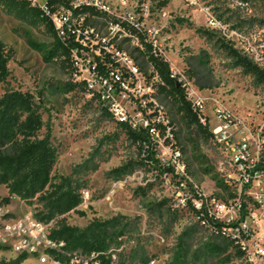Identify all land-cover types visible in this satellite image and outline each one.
Wrapping results in <instances>:
<instances>
[{
  "label": "rangeland",
  "instance_id": "1",
  "mask_svg": "<svg viewBox=\"0 0 264 264\" xmlns=\"http://www.w3.org/2000/svg\"><path fill=\"white\" fill-rule=\"evenodd\" d=\"M106 1L110 18L141 20L140 27L146 31L147 40L156 46L177 75V82L181 79L188 93L200 85L206 86L198 88V94L207 100L205 114L209 125L215 123V110L227 112L234 125L231 128L234 138L248 139L252 152L257 153L255 140L264 132V86L244 74L240 67H234L220 46V41H227L219 31L206 27L204 13L206 8L212 11L228 31L242 29L249 33L255 29L264 31V11L255 9L253 1L249 10L241 9L233 0ZM165 1L166 5L162 6ZM43 2L38 0L39 4ZM93 22L104 40L113 36L104 20ZM204 31L208 34L204 35ZM0 39L12 53L7 65L9 75L0 83V96L20 90L32 93L38 101V92H42L45 105L40 112L46 126L40 136L48 126L51 144L57 152L52 176L74 178L83 187L82 202L76 212L62 216L67 224L83 229L94 219L123 218L128 227L116 247L120 259L133 264L142 258L153 259L150 264H168L178 254L182 255V264H246L229 245L222 253L212 249L216 244L222 246V240L201 224L190 197L193 193L190 187H196L206 196L227 203L228 208L219 216L224 220L233 218L231 206L237 190L229 176L235 168L222 158L210 139L205 140L193 128H185L169 99L158 95L155 103L173 121L176 146L189 177L187 184L167 172H159L158 166L163 169L160 164L169 156L167 147L160 145L156 166L146 164L115 178L112 170L129 161L139 162L142 155L117 125L119 122L106 114L104 104L89 93L86 84L92 76L87 67L92 55L84 54L78 76L71 74L70 62L59 57L49 60L54 40L44 25H28L1 7ZM124 47L127 49L128 45ZM127 50L134 53L138 64L148 73L150 66L146 59L132 47ZM121 63L124 64L122 60ZM137 78L135 84L125 89L126 97L116 94L115 101L125 116L141 125L149 116L148 94L152 91L140 75ZM259 158L264 160V154ZM249 193L254 194L255 190L250 188ZM12 205V210L20 216L34 214L39 209L35 200L28 206L15 199ZM256 233L263 241L264 227L252 228L253 237ZM14 257L15 253L10 251L0 253L1 259ZM23 264L37 263L29 258Z\"/></svg>",
  "mask_w": 264,
  "mask_h": 264
},
{
  "label": "built area",
  "instance_id": "2",
  "mask_svg": "<svg viewBox=\"0 0 264 264\" xmlns=\"http://www.w3.org/2000/svg\"><path fill=\"white\" fill-rule=\"evenodd\" d=\"M29 1L33 6H39L43 10L44 14L51 20L56 36L61 41L70 39L79 45L77 49L73 48L70 54V63L74 68L72 74L79 75V71L83 67L81 62L82 60L85 61L84 54L89 52L92 55V62L88 63L87 67V72L92 76L91 81L86 84L87 89L92 96L104 104L105 108L103 109H107L106 111L116 122L127 123L133 129H143L148 133L150 143L144 142L142 144V157L145 156L148 149L152 148L156 158L158 146L167 147L166 152L169 153V156L167 160H162L161 167L170 169L167 174L172 175L181 183L187 184L189 177L185 163L181 159L180 149L176 146V139L166 112L162 110L159 104L155 103L156 98L152 96L154 90L151 83H147L142 74L137 71L133 59L126 51H119L112 44L110 46L105 45L110 40H114V43L117 44L124 38H130L132 45L139 46L137 39L133 38L122 27L121 23L124 22L146 33L140 27L141 20L134 22L131 18H110L108 16V1L106 0H58L59 3L51 6H46V3L54 0H44L42 4H39L38 0ZM233 1L238 7L245 10H249L250 2L253 1L255 9L264 11V0ZM83 8H92L106 15L105 18L99 19L104 20L109 25L113 35L110 39L104 40L93 22L90 21L85 24L88 13H83ZM204 14L207 28L219 31L228 44L264 71V31L262 29H255L249 33L242 29L228 31L224 22L214 16L208 8ZM153 47L156 48L155 45ZM101 49L110 53L118 65L107 76L99 75L95 71L94 56H101ZM121 60L124 64L121 63ZM120 70H125L132 76L124 80ZM137 75H140V79L148 84L152 91L148 94L150 99L148 102L149 116L141 125L133 123L129 117L125 116L115 101L116 94H122V98L126 97L125 89L137 82ZM178 83H182V80L179 79ZM182 86L185 88L183 83ZM198 92V88L195 91H189V93L186 91L187 99L198 113L199 122L208 127L211 133V141L218 148L222 158L227 160L230 167L235 168L234 175H230L229 178L235 184L237 194L233 199V206H231L233 218L224 220L219 215L228 208L227 203L218 198L210 197V195L206 196L196 187H190L193 192L190 197L194 209L197 211L201 224L208 227L213 236L232 242L243 252L242 258L246 264H264V240L262 241V237L258 236L257 233L255 237L252 234V228L257 225L264 227V169L262 168L264 160L259 158V155L264 154V132L259 140H255L257 153H253L252 144L248 139L234 138L231 131L234 125H231L230 116L227 112L221 109L215 110L213 113L215 123L209 125L210 120L205 114L207 100ZM250 188L255 190L254 194L249 193ZM248 193L251 197L248 196ZM242 202L245 203L243 209ZM52 225V221L43 223L35 220L32 214L14 217L0 209V245L8 247L10 252L15 253V256L27 254L28 259L34 260L37 264H100L97 253L83 254L79 251L64 250V242L56 241L50 237ZM262 236L264 237V234ZM113 251H119V249L115 248L108 251L111 256V264H116V256ZM153 261L152 259L147 264Z\"/></svg>",
  "mask_w": 264,
  "mask_h": 264
},
{
  "label": "trees",
  "instance_id": "3",
  "mask_svg": "<svg viewBox=\"0 0 264 264\" xmlns=\"http://www.w3.org/2000/svg\"><path fill=\"white\" fill-rule=\"evenodd\" d=\"M56 3L59 1H48L46 6ZM161 5L165 6L166 1ZM0 7L28 25H44L54 40V49L49 52V60L59 57L63 58L64 62H70L71 50L77 49L79 45L70 39L61 41L56 36L51 20L39 6H33L29 0H0ZM82 12L88 13L85 24L106 17L105 14L92 8H83ZM121 25L133 38L137 39L139 46H133L130 38H124L117 44L114 43V40H110L105 45L112 44L117 50L126 51L133 59L137 71L142 74L147 83H151L154 90L152 96L158 99V95H163L169 99L175 114L178 115L185 128H193L205 140H211L208 127L199 122L198 113L187 99L182 83L177 82V75L173 74L168 62L162 58L157 48H154L152 43L147 40V34L124 22ZM199 31L197 30V32ZM203 34L206 35L208 32L204 31ZM220 42V46L233 61L234 67H240L244 74L253 77L258 84L264 86V71L230 44ZM126 44L128 45L127 49L132 47L135 53L146 59L150 66L148 73H145L138 64L134 53L124 47ZM101 52V56H94L95 71L99 75L107 76L118 65L110 53L103 49ZM11 54V50L6 49L0 39V83L4 82L9 75L7 65ZM68 66L72 74L74 68L71 63ZM120 73L124 80L132 76L125 70H120ZM205 87L204 85L198 86L199 89ZM44 103L42 92H38V101L35 100L32 93L20 90H11L0 96V186H4L8 193L6 197L0 199V206L10 204L11 197H16L28 206H31L35 200L39 209L32 214L33 218L43 223L52 221L50 237L56 241L64 242V250L79 251L83 254L97 253L100 264H111V256L108 251L118 248L116 246L120 243L121 237L126 234L128 224L124 223L123 218L119 216L103 221L94 219L83 229L70 226L65 222L62 216L71 211L76 212V208L80 205L83 187L74 178L65 176L53 178L52 176L57 152L51 144V133L48 126L45 134L40 136V131L46 126L40 112L44 108ZM166 115L176 139L173 121L168 114ZM117 125L126 133L127 139L138 146L140 152H142L144 142L150 143L145 130L133 129L127 123H118ZM161 132L163 133V130ZM146 164L153 166L158 164L152 148L146 151L145 156L139 162L129 161L112 170L111 173L115 178H120L131 173L136 167L146 166ZM262 168L264 169V165ZM158 170L160 173L170 171L168 168L160 169L159 166ZM139 190L142 191L141 188ZM244 207L245 203L242 202V209ZM79 214L83 216L84 212H79ZM220 240H222V246L218 244L212 246L215 252L222 253L229 245L237 257L243 256V252L232 242L223 238ZM0 251L7 252L9 248L0 245ZM113 252L116 256V264H133L132 261L120 259L119 251ZM28 257L27 254H19L10 259L2 258L0 264H23L28 260ZM181 261L182 255L178 254L168 264H182ZM148 262L147 258H142L138 264H147Z\"/></svg>",
  "mask_w": 264,
  "mask_h": 264
},
{
  "label": "crops",
  "instance_id": "4",
  "mask_svg": "<svg viewBox=\"0 0 264 264\" xmlns=\"http://www.w3.org/2000/svg\"><path fill=\"white\" fill-rule=\"evenodd\" d=\"M1 187H4V186H0V188ZM7 195H8V193H7V189L6 188H5V190H2V191L0 190V199L6 197ZM15 199H17V198L16 197H11L10 198V204H8L6 206L5 205L0 206L1 211L10 213L12 216L15 215V216L19 217L20 215H17L16 212L14 210H12V206H13L12 204H13V201ZM1 252H3V251H0V253ZM6 259H8V258H6ZM0 260H1V258H0Z\"/></svg>",
  "mask_w": 264,
  "mask_h": 264
}]
</instances>
